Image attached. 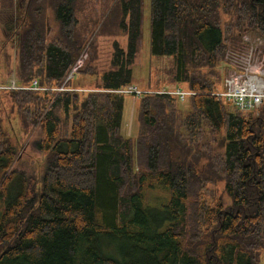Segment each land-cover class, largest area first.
Returning a JSON list of instances; mask_svg holds the SVG:
<instances>
[{
    "label": "trees",
    "instance_id": "16d2710c",
    "mask_svg": "<svg viewBox=\"0 0 264 264\" xmlns=\"http://www.w3.org/2000/svg\"><path fill=\"white\" fill-rule=\"evenodd\" d=\"M23 1L0 0L2 44L15 42L9 73L45 89L0 90V99L10 100L18 131L39 126L44 164L39 181L12 168L19 136L0 117V264H255L264 250V101L242 112L211 92L222 87L227 50L247 34L263 48L264 0H150V54L173 58L174 86L162 88L195 94L185 114L176 95L130 94L134 137L120 134L129 93L116 90L134 85L142 0H117L125 46L113 41L94 88L64 84L80 90H56L86 43L78 1ZM89 62L80 73L90 74ZM154 187L168 194L157 217L146 206Z\"/></svg>",
    "mask_w": 264,
    "mask_h": 264
},
{
    "label": "rangeland",
    "instance_id": "374dc122",
    "mask_svg": "<svg viewBox=\"0 0 264 264\" xmlns=\"http://www.w3.org/2000/svg\"><path fill=\"white\" fill-rule=\"evenodd\" d=\"M77 1L78 2L75 4L77 17L76 27L80 29L82 26H87L88 31L84 34L86 43L81 51L76 54L75 63L70 69L74 70L75 74L73 78L70 79L69 84H71V86L83 85L94 88L99 84V73L110 67L113 41L117 40L120 45L125 46L126 35L117 27L118 21L121 18V11L117 5V0ZM24 2L25 1L23 0H18L19 4ZM56 27L53 15H48L46 30L50 40L57 32ZM102 31L112 32L113 34H103ZM141 31L139 49L135 61L131 65L132 82L140 88L173 87L174 81L171 79L170 74V70L173 67L172 56H154L150 54V0H142ZM251 37L253 38L255 36H251V34L245 35L243 37V46L237 49L227 50L226 54L228 51H230V53L236 51L240 54H237L238 56L235 58H226L225 55L224 61H228L229 63L241 67L242 58L249 52L250 48H253L252 66H263L264 46L262 49H259V46L263 45V43L260 39H251ZM2 40L3 37L0 30V81H5L10 75H12L9 71H14L16 55L13 52L15 42L12 41L7 45H3ZM258 42H261L262 44L256 46L255 44ZM89 58L90 62L88 65H90V74L80 73L79 70L81 69L84 71ZM236 58H239V60L236 63L232 62ZM93 72H95V74ZM230 72L231 71H229V73ZM65 83L66 78L63 80L62 84ZM180 87L185 88L182 84ZM11 106L10 100L6 97L0 99V117L4 119V125L6 126L5 116L9 115L10 118H12L17 135L19 136L18 145L20 148L18 157L12 168L24 170L26 173L32 174L35 177V180L39 181L43 171L44 157L43 153L35 148L34 142L39 137L40 128L39 126H36L34 129L27 128L26 132L18 131L17 124L19 123V120L15 117V111ZM177 106L180 112L185 114L190 109L189 99L187 97L185 100L178 99ZM13 118H15L16 121L13 120ZM137 119V97L125 94L120 134L124 137H134L138 130ZM66 127H69V125H66L65 119H63L60 124V135H66ZM11 135L14 136L13 133H11ZM219 139H222L221 136L218 137L217 140L219 141ZM147 191L146 206L153 213V216L157 217L156 210L162 209L168 194L164 189L159 187L150 188ZM209 193L213 194L216 199L220 198L224 204H230V200L226 195H222L220 190L210 188V191L206 192V195H209ZM255 264H264V250L257 255Z\"/></svg>",
    "mask_w": 264,
    "mask_h": 264
},
{
    "label": "built area",
    "instance_id": "2783aa9c",
    "mask_svg": "<svg viewBox=\"0 0 264 264\" xmlns=\"http://www.w3.org/2000/svg\"><path fill=\"white\" fill-rule=\"evenodd\" d=\"M262 42V41H261ZM258 42L255 44L258 46L262 44ZM250 48L249 52L242 58L241 67L236 64L229 63L226 61L227 73L223 77L222 87L220 90L211 92L216 97L224 98L232 103L237 109L242 112L258 111L262 102L264 101V65L263 66H252V51ZM240 54L239 52L228 51L226 58H235ZM239 58H236L232 62H237ZM229 71H231L229 73ZM75 71L70 70L66 76V81L73 77ZM44 90L45 87H41L36 79H33L28 84L19 83L17 77L12 74L4 82H0V90ZM56 90H80L75 87H65L61 84ZM117 92L129 93L140 97L148 93H161V94H172L176 95L178 99L184 100L188 95L195 94V92L186 91L179 87L168 89H139L135 85H128L123 88L117 89Z\"/></svg>",
    "mask_w": 264,
    "mask_h": 264
}]
</instances>
